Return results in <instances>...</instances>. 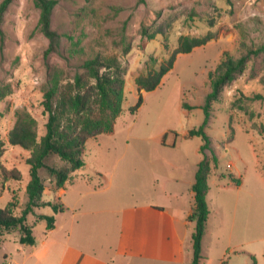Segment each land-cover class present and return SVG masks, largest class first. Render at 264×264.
Returning a JSON list of instances; mask_svg holds the SVG:
<instances>
[{
	"label": "rangeland",
	"instance_id": "1",
	"mask_svg": "<svg viewBox=\"0 0 264 264\" xmlns=\"http://www.w3.org/2000/svg\"><path fill=\"white\" fill-rule=\"evenodd\" d=\"M56 1L51 26L62 36L61 45L59 54H51L47 61L52 70H62L64 82H72L82 72V62L95 56L116 57L125 68L122 112L113 132L86 141L85 165L71 174L61 203L70 201L69 187L75 177L96 181L99 176L93 172L119 171L116 193L129 195L140 188L147 170L164 172L166 164H186L195 171L203 157L202 140L186 134L204 122L202 106L211 90L208 75L224 52L238 58L247 49L264 45V0ZM38 18L33 0H12L1 23L0 209L15 198L16 215L27 202L25 160L30 154L8 143L16 113L24 111L35 119L38 139L45 133L41 102L50 72L43 57L48 41L38 29ZM143 29L147 34L162 33L148 39L142 37ZM209 34L212 39L207 44L176 56L173 68L153 91L137 89L135 78L167 59L180 37ZM263 78L264 51L250 59L244 73L226 85L211 105L204 131L216 165L211 163L208 176L210 217L199 264H264V99L256 98L264 97ZM139 96L142 103L131 115ZM212 153L203 152L209 159ZM46 164L68 167L55 156ZM13 172L20 174L19 181L11 178ZM179 173L172 168V176ZM39 175L45 188L42 201L53 203L58 191L53 176L45 169ZM231 177L239 179V185ZM35 212L27 217V224L41 238L46 223L37 214L53 212L49 206ZM18 237L17 230L0 233V240H8L0 241V264H5L3 255L13 251L11 241ZM185 245L188 261L184 264H192L191 243Z\"/></svg>",
	"mask_w": 264,
	"mask_h": 264
},
{
	"label": "trees",
	"instance_id": "2",
	"mask_svg": "<svg viewBox=\"0 0 264 264\" xmlns=\"http://www.w3.org/2000/svg\"><path fill=\"white\" fill-rule=\"evenodd\" d=\"M11 1L3 0L0 3V33L3 15ZM33 3L39 11L38 29L48 41L43 57L45 67L50 73L41 102L42 114L46 117L45 133L38 139L35 119L24 111L16 113L15 125L7 136L11 146L20 147L30 152L29 157L25 160L29 176L25 186L27 202L19 215L14 213L17 208L15 198H12L13 200L4 209H0V233L17 230L19 236L17 242L23 246H32L35 243L32 226L27 224L29 215H35L38 208L49 206L52 209V215L37 214V219L45 221V230L48 231L54 227L55 215L64 211V206L59 199L53 203L42 201L45 188L39 171L45 169L53 176L54 190L63 188L70 180L71 174L85 165L83 154L86 141L113 132L115 119L122 112L124 100L125 68L116 57L95 56L84 60L80 65L82 72L76 73L72 82H64L62 70L51 69L47 61L48 57L51 54H59L62 38L51 26L52 13L57 1L33 0ZM156 33H162V31L151 34H147L145 29L141 31L142 37L148 39H153ZM211 39L210 34L201 38L180 37L177 47L167 59L135 78L137 89L145 92L153 91L173 68L177 55L189 53L197 47L204 46ZM263 51L264 45L255 49H247L238 58H234L228 52L222 54L215 70L208 75L211 90L206 95L202 106L205 115L204 122L198 129H191L186 134V137L201 138L202 145L199 151L203 155L195 170L194 182L191 187L194 193V204L187 217L188 222L194 224L191 235L192 264H199L202 258V239L210 213L206 200L209 191L208 176L211 171V163L216 165V158L210 149L209 137L204 131L210 118L211 105L219 99L220 93L226 85L244 73L250 59L257 57ZM262 82L264 83V78ZM256 98L264 99L259 95ZM141 103L142 98L139 96L136 105L130 109L131 115L137 112ZM205 150L212 153L210 159L203 154ZM3 152L4 143L0 140V157ZM53 156L68 167L57 169L48 166L46 161ZM96 176L101 177L100 174H96ZM11 178L19 181L21 176L18 172H13ZM87 179L90 182L93 181L91 177ZM230 179L231 182L239 185V179L234 177Z\"/></svg>",
	"mask_w": 264,
	"mask_h": 264
},
{
	"label": "crops",
	"instance_id": "3",
	"mask_svg": "<svg viewBox=\"0 0 264 264\" xmlns=\"http://www.w3.org/2000/svg\"><path fill=\"white\" fill-rule=\"evenodd\" d=\"M166 165L164 172L147 170L140 188L129 195L116 193L119 171L93 172L101 175L93 182L75 177L70 201H62L64 211L55 215L54 227L41 238L34 236L32 246L11 241L14 248L3 255L5 264H184L186 242L192 246L194 224L187 217L194 204L195 171L186 164ZM172 168L180 173L172 176ZM55 194L60 200L67 190Z\"/></svg>",
	"mask_w": 264,
	"mask_h": 264
},
{
	"label": "built area",
	"instance_id": "4",
	"mask_svg": "<svg viewBox=\"0 0 264 264\" xmlns=\"http://www.w3.org/2000/svg\"><path fill=\"white\" fill-rule=\"evenodd\" d=\"M227 169L230 171L232 169L231 165H228Z\"/></svg>",
	"mask_w": 264,
	"mask_h": 264
}]
</instances>
